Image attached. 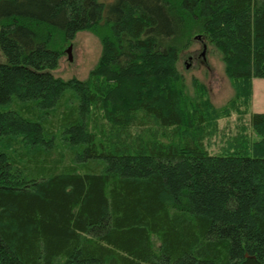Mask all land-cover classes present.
I'll return each mask as SVG.
<instances>
[{
    "label": "trees",
    "instance_id": "16d2710c",
    "mask_svg": "<svg viewBox=\"0 0 264 264\" xmlns=\"http://www.w3.org/2000/svg\"><path fill=\"white\" fill-rule=\"evenodd\" d=\"M82 31L97 66L56 77ZM196 35L233 86L222 109L179 70ZM0 49V264H264V114L254 142H205L264 79V0H0Z\"/></svg>",
    "mask_w": 264,
    "mask_h": 264
},
{
    "label": "rangeland",
    "instance_id": "374dc122",
    "mask_svg": "<svg viewBox=\"0 0 264 264\" xmlns=\"http://www.w3.org/2000/svg\"><path fill=\"white\" fill-rule=\"evenodd\" d=\"M114 1L100 0L106 5ZM197 36L201 35H196L192 46L181 54L179 70L185 78L190 95L195 96L193 83L197 80L207 87L210 100L215 108L222 109L234 98L233 86L227 77L220 52L202 36L200 39ZM101 54L100 37L89 31L79 32L72 43L64 46V55L58 69L53 74L65 81L72 79L84 81L97 66ZM0 63H7V58L1 49ZM71 94L72 91L67 92V96ZM253 113L264 114V79L252 81L251 104L246 115L234 112L231 116L220 118L214 122V128L210 129L211 135L205 141L210 153L220 154L234 142L235 138L242 134L247 135L252 142L258 140L250 124ZM132 133H136V129H133ZM55 145L57 149L53 153L54 156L62 152L65 164H69L73 158L72 149L62 143L60 139L56 140ZM92 167L99 168L96 167V163Z\"/></svg>",
    "mask_w": 264,
    "mask_h": 264
},
{
    "label": "water",
    "instance_id": "95a60500",
    "mask_svg": "<svg viewBox=\"0 0 264 264\" xmlns=\"http://www.w3.org/2000/svg\"><path fill=\"white\" fill-rule=\"evenodd\" d=\"M197 38H198V39H200V38H201V36H197ZM205 49H206V46H205Z\"/></svg>",
    "mask_w": 264,
    "mask_h": 264
}]
</instances>
